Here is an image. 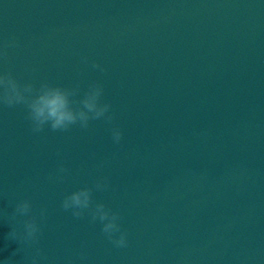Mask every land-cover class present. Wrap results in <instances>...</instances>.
<instances>
[{
    "label": "water",
    "instance_id": "1",
    "mask_svg": "<svg viewBox=\"0 0 264 264\" xmlns=\"http://www.w3.org/2000/svg\"><path fill=\"white\" fill-rule=\"evenodd\" d=\"M0 51L21 86L108 106L36 133L0 103V264L35 252L9 238L23 199L40 264H264V0H0ZM81 189L77 218L62 204Z\"/></svg>",
    "mask_w": 264,
    "mask_h": 264
},
{
    "label": "clouds",
    "instance_id": "2",
    "mask_svg": "<svg viewBox=\"0 0 264 264\" xmlns=\"http://www.w3.org/2000/svg\"><path fill=\"white\" fill-rule=\"evenodd\" d=\"M0 55L3 52L0 51ZM29 94V95H26ZM101 92L99 89L90 91L83 101L84 107L88 112L94 113V118H99L108 110V106L98 105V99ZM70 93L60 87H55L47 83L42 84L36 90L33 85L27 84L21 86L10 76L0 75V103L13 106L16 104H26L29 113V119L32 122V131L42 132L45 126L53 131L67 130L71 125L78 122L87 127L90 119L88 112L83 110L77 112L70 106ZM114 140L119 143L122 138L120 131L114 132ZM91 192L88 189L72 193L65 198L62 207L64 210H73V215L77 218L83 215V210L90 207ZM42 216V213H39ZM99 218L101 221H107L104 224L103 232L111 235L113 232H121L118 223L120 214L111 212L104 205H97L93 219ZM10 223H13L9 238L18 241L22 246L35 249L30 258V264H40L42 249L37 247L40 241L41 228L38 215L33 210L30 199L18 201L11 216L8 217ZM127 233L121 232L118 240L114 241L115 246H127ZM4 264H14L12 260L4 261Z\"/></svg>",
    "mask_w": 264,
    "mask_h": 264
}]
</instances>
